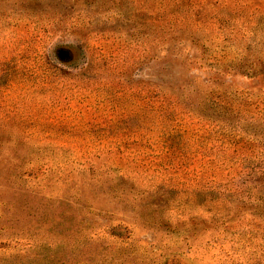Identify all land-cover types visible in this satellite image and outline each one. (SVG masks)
I'll return each mask as SVG.
<instances>
[{
	"label": "rangeland",
	"instance_id": "rangeland-1",
	"mask_svg": "<svg viewBox=\"0 0 264 264\" xmlns=\"http://www.w3.org/2000/svg\"><path fill=\"white\" fill-rule=\"evenodd\" d=\"M27 1L0 0V264H264V80L216 0Z\"/></svg>",
	"mask_w": 264,
	"mask_h": 264
},
{
	"label": "trees",
	"instance_id": "trees-1",
	"mask_svg": "<svg viewBox=\"0 0 264 264\" xmlns=\"http://www.w3.org/2000/svg\"><path fill=\"white\" fill-rule=\"evenodd\" d=\"M35 0H28V5H32ZM233 5L228 4L226 0H216L218 3V16L224 13L226 19L223 21L221 28H228L229 31L225 37L229 38L233 33H241V39L248 40L246 49H243L244 53H240L242 59H239L241 63L244 61L248 62L250 68L256 70L255 73L263 78L264 80V0H233ZM193 6H196L202 1L191 0ZM222 5V6H221ZM220 7V8H219ZM226 10L223 11V9ZM196 18V24L204 22V13L202 10H196L194 12ZM197 31V29H194ZM194 30H183L177 29L176 33L171 37L172 39H181L184 36L190 38L192 43H198L204 39L203 35ZM247 37V38H246ZM204 43V41H203ZM258 51V53H257ZM239 106V105H238ZM219 107V106H218ZM240 107V106H239ZM220 111L223 114H227L228 110L233 109L235 112H239V108L226 106L225 104L220 105ZM242 125H244L242 123ZM169 140V137H168ZM260 200V199H259ZM262 203L254 204L257 214L264 215L262 211L264 209V199Z\"/></svg>",
	"mask_w": 264,
	"mask_h": 264
}]
</instances>
